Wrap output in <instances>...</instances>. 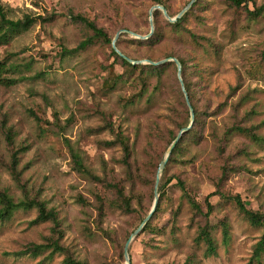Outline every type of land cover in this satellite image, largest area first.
<instances>
[{
  "label": "rangeland",
  "instance_id": "obj_1",
  "mask_svg": "<svg viewBox=\"0 0 264 264\" xmlns=\"http://www.w3.org/2000/svg\"><path fill=\"white\" fill-rule=\"evenodd\" d=\"M188 1L162 0L172 13ZM0 2L9 7L10 18L33 19L27 29L0 44V59L17 66L3 73L16 82L0 83V190H7L15 201L35 199L56 209L63 230L60 242L68 249L53 255L50 247L37 255L26 253L32 244L50 243L54 223L34 222L36 206L18 208L0 222V264H67V255L87 264L124 262L126 241L154 204L152 180L159 162L186 120L172 68L157 89L155 77L143 85L139 72H125L112 53V40L121 29L144 34L151 28L150 10L159 3ZM196 3L183 25L206 37L199 44L186 29L175 31L162 10L157 16L163 35L159 41L138 43L133 40L138 37L127 31L117 39L141 63L168 55L185 58L186 76L194 82L200 108L207 112L198 142L187 137L184 152L169 167V174L180 178L185 188L177 179L172 181L164 209L152 219V229L144 228L130 243L132 264H183L189 256L196 264H247L263 233L232 196L238 194L247 207L264 212V16L252 18L229 0ZM263 3L249 0V7ZM74 14L102 27L110 40L96 38L74 51L93 34L73 19ZM123 72L124 79L115 84L116 75ZM248 91L250 96L238 104ZM236 123L255 126L261 140L237 132L226 136ZM118 133L128 138L130 167L123 160ZM113 140L114 144H106ZM73 151L99 180L77 170ZM224 165L232 167L225 176ZM111 183L124 187L135 210L125 212L111 203L117 198ZM185 192L204 211L205 198L213 193L209 221L218 245L214 255H207L206 244L195 239L206 220L192 210ZM222 221L229 225L227 241Z\"/></svg>",
  "mask_w": 264,
  "mask_h": 264
},
{
  "label": "trees",
  "instance_id": "obj_2",
  "mask_svg": "<svg viewBox=\"0 0 264 264\" xmlns=\"http://www.w3.org/2000/svg\"><path fill=\"white\" fill-rule=\"evenodd\" d=\"M156 1H157V3L162 4L167 8L168 13L171 17H175L181 11L180 10L178 13H172L170 11V9L168 8V6L164 2H162V0H156ZM229 1L233 5H235L237 8L244 7L245 10L247 11V15L252 17V18H258L260 16H264V3L260 6H257V7H254L253 9H251L249 7V0H229ZM188 3H189V1H188ZM196 4L197 3H195L194 6ZM8 10H9V7H6L3 3L0 2V44L8 43L17 33H19L20 31H22L24 29H27L33 22V19L30 18L29 16H26L25 19L14 20V19L9 17V14H8L9 11ZM160 13H161V9H155L153 11V15H154V19H153L154 31H153V33L148 38H145V39L133 38L134 41H137L138 43H142V42L153 43V42H157L161 39V37L163 35H162V31H161V26H160L159 21L157 19V16ZM186 15L187 14L183 15V17L179 18L176 22H168L169 25L177 32H179L183 29H186V27H184V25H183L184 21L186 20ZM73 19L76 21L83 22L89 29H91L93 31V34L90 35L89 37H87L85 40H83L78 45V47H76L74 49V51H77V49H79V48L86 47L88 44L92 43L94 41V39H96V38H104L105 40H108V41L110 40L108 38V34L105 32V30L102 27L98 26L95 22L89 20L88 18H86L80 14H74ZM126 30L133 31V30H129V29H126ZM186 30L192 36L194 41H196V43H198V44L200 43V38L206 39V37H200L196 33H194L193 31H191L189 29H186ZM150 31H151V28L146 33H144L142 35H147L150 33ZM133 32H135V31H133ZM112 45H113V40H112ZM116 46L127 57H129L133 60H140V58L135 57L132 54H130L129 52H127L120 45V43L117 40H116ZM112 53L116 59L121 61V64L125 67V72L126 71H130L131 73L136 72V71L139 72V78H140V80H142L143 85H145L151 77H155L156 78V84L154 85V88H157V89L160 87V85L162 83V78H163L165 72L167 71V69L172 68V70H174L175 76H176V82H175L176 95H177L178 99L181 100L182 104L186 107V117H185L186 120H185L184 124L181 126V129L184 127H187L190 124L191 113H190L189 106L187 104V100H186L184 91H183L182 86H181V81L178 78L179 77L178 76V67H177L175 61H167V62H164L162 64H151V63H136V64H134V63L128 61L122 55H120L114 49V46L112 48ZM171 56L177 57L182 64V69H181L182 79H183L187 94L189 96V100H190L192 107L194 109L195 120H194L193 126L181 137V139L176 144L175 148L173 149V151H172V153H171V155H170V157H169V159L165 165V168L160 173V175H159V170L156 169L155 177L152 180V184H154V195H155V186L157 183V179L159 177L158 190L160 192V197L158 200L157 207H156L152 217L150 218L148 223L145 225L144 230L152 229V227H153L152 219L155 217L156 214L162 212V210L164 209L166 195H167V189L172 184V181L174 179H177V184L179 186H181V188H183V189L185 188L184 183L180 178H178L175 174H169V167H170V164L173 161L178 160L179 155H181L184 152L185 140L187 137H191L195 142H198L199 137H200V133H201V127H203V125L205 123V116L207 115V112L205 110L201 109L199 106V102H198V99L196 97L194 86H193L194 82L191 81L190 79H188L186 76V70H187L186 59L181 57V56L168 55V57H171ZM11 67H17V66L16 65H7L6 60L0 59V83L5 84V85H11V84H14L16 82L17 79L3 77V73L8 72ZM123 77H124V72L116 75L114 83L116 84L118 82V80L124 79ZM236 88H237V86L233 90H235ZM249 96H250V92L248 91L247 93H245L240 98L238 104L245 101ZM251 112L254 113L255 111L252 110ZM232 132H237V133L244 135V136H247L250 139L255 140V141L261 140V137H259L257 135V133L255 132V126H246V125H243L242 123H236L234 126H232L227 131L226 136H227V134H231ZM178 133H179V131H178ZM178 133L173 134L172 141L176 138ZM10 136H11V133L9 131V133H7V138H10ZM117 140L122 145V147L124 149L123 160L130 167V162L128 161V157H130L131 149L129 147L128 138L126 136H124L122 133H118ZM114 143H115V140L106 142V144H108V145L109 144L112 145ZM72 155H73V158L75 161V166H76L77 170H79L80 172H82L84 174L89 175L90 177H95L98 180L100 179L99 177L93 175L84 166L83 160L78 153L73 151ZM161 161L162 160H160L159 164L161 163ZM16 162H17V155L14 154L13 167H12L14 170H15L14 166H15ZM156 168H157V165H156ZM231 168L232 167H230L229 165H224L222 167L223 176H225L227 171ZM110 187L114 189V191L117 195V198L113 199L111 201V203L114 206H116L118 209H121L125 212H130V211L135 210V208L132 206V197H131V195H127L125 193L123 186H121L119 183H111ZM212 194L213 193L208 194L205 198L207 210L204 211L202 209V205L199 203V201H197L196 199H194L193 197H191L190 195H188L185 192V195L188 197V200H189V203L192 207V210L196 214H201L205 217L206 221L204 224L199 226L198 233H197V236L195 239H196L197 243L203 241L206 244V251L205 252L207 255L216 254L217 249H218L216 239L213 235L214 225L209 221V218H210V215L213 211V206H214L209 200L210 196ZM219 194L222 197L227 196L224 192H221V191ZM80 198H82V197H80ZM230 198H231V196H230ZM232 199L235 201L239 210L245 215V217L248 219V221L253 226L263 228V233L260 236L259 240L254 245L251 259L249 260V262L247 264H264V212L254 210L252 208L247 207L246 204L242 201L240 195H238V194L232 196ZM32 206H36L38 208V215L34 219V222L52 220L54 223L52 230H53V233L55 235L50 237V243H48V244H32L31 247H29L28 251H26V253H32L33 255H37L39 252H41L42 250H44L47 247L52 248L51 253H50L52 255L56 254V253L68 252V249L64 245H62L60 242L61 237L63 236V230L60 228L61 222H60V219L58 217V213H57L56 209L48 208L44 201H37L35 199H25V200H21V201H15L14 198L9 194V192L7 190H0V222L4 221L6 219H9L14 214L15 210H17L18 208H30ZM152 207H153V205H152ZM151 209L140 219V222H139L137 228L142 223V221L145 219V217L150 213ZM99 210H100V214L102 215L104 212L102 204L99 206ZM222 226H223V238L227 241L229 239V225L227 224L226 221H222ZM127 241H126V243H127ZM126 243H125V246H126ZM125 246H124V262L122 261V262H119L118 264H125ZM129 252H130V244H129ZM131 260H132V256H131ZM65 262L67 264H87L84 261L74 259L70 255L66 256ZM131 264H132V262H131ZM171 264H174V263H171ZM183 264H196V262H195L194 257L189 256Z\"/></svg>",
  "mask_w": 264,
  "mask_h": 264
},
{
  "label": "water",
  "instance_id": "obj_3",
  "mask_svg": "<svg viewBox=\"0 0 264 264\" xmlns=\"http://www.w3.org/2000/svg\"><path fill=\"white\" fill-rule=\"evenodd\" d=\"M197 0H190L189 3L175 16V17H171L168 13V10L167 8L162 5V4H156L154 5L151 10H150V15L152 16L153 15V11L155 9H161L163 11V14L165 15V17L167 19H169L171 22H176L179 18L183 17V15H185L187 13V11L196 3ZM123 31H127L129 33H131L132 35L138 37V38H141V39H145V38H148L154 31V25H153V18L151 17V31L149 34L147 35H142V34H138L136 32H133V31H128L126 29H122L120 30L115 38L113 39V46H114V49L120 54L122 55L123 57H125L128 61L136 64V63H141L142 61L141 60H133L129 57H127L125 54H123L119 49L118 47L116 46V40L117 38L119 37V35L121 34V32ZM148 63H151V64H162L164 62H167V61H175L177 67H178V76H179V79L181 81V86H182V89L185 93V97H186V100H187V104L189 106V109H190V113H191V121H190V124L187 126V127H184L182 128L179 133L177 134L176 138L173 140V142L171 143L169 149L167 150L164 158L162 159L161 163H160V166H159V175L160 173L163 171V169L165 168V165L173 151V149L175 148L176 144L178 143V141L181 139V137L193 126V123H194V120H195V113H194V109L192 107V104L189 100V96L187 94V91L185 89V85H184V82H183V79H182V76H181V69H182V64L180 62V60L177 58V57H167V58H164V59H161L159 61H154V60H151V59H148L146 60ZM158 175V176H159ZM158 183H159V177L157 179V183H156V186H155V200H154V204H153V207L150 211V213L145 217V219L142 221V223L139 225V227L132 233V235L130 236V238L128 239L127 243H126V246H125V264H131L132 260H131V255H130V252H129V244L130 242L132 241V239L137 236L145 227V225L148 223V221L150 220V218L152 217L156 207H157V204H158V200H159V197H160V192L158 190Z\"/></svg>",
  "mask_w": 264,
  "mask_h": 264
}]
</instances>
